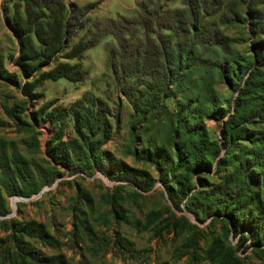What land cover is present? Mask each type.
Masks as SVG:
<instances>
[{
  "label": "rangeland",
  "instance_id": "1",
  "mask_svg": "<svg viewBox=\"0 0 264 264\" xmlns=\"http://www.w3.org/2000/svg\"><path fill=\"white\" fill-rule=\"evenodd\" d=\"M17 1L0 0V56L10 72L19 71L12 60L18 54V41L8 26ZM64 1L83 9L84 14V27L72 42L99 38L85 53L86 79L46 80L37 88L41 96L30 100L0 78V140L7 144L11 185L14 178L29 188L43 186L42 193L29 198L5 194L8 213L0 216V238L4 240L0 242V264H18L8 221L31 219L45 223L54 239L52 244L38 238L24 240L46 255H63L69 264H219L207 253L218 237L246 264H264V248L251 243L248 230L235 232L226 216L202 211L204 198L237 167L252 142L239 140L227 154L223 148L220 156L224 160L216 158L211 171L196 173L205 181L202 188L193 176L198 187L189 199L179 202L180 207L169 195L177 186L175 180L185 174L170 166L177 162L173 145L179 137L172 133L171 124H178V110L186 109L182 118L192 110L188 130L199 127L215 142L223 140L224 125V119L213 116L215 111L220 107L233 111L238 100L250 108L261 104L263 115L245 127L261 133L255 139L264 138V59L256 65L260 76L252 79L249 92L247 88L254 54L264 50V0ZM168 45L171 51L164 49ZM178 52L183 56L180 69L165 72V55ZM168 73L173 77L168 79ZM158 83L166 85L171 96L161 97L143 115L144 107L136 104H145L147 89ZM242 92L248 95L241 96ZM83 98L93 101L97 112L104 111L111 129L100 142L99 135L91 136L72 155L73 166L67 168L49 155V140L59 128L64 140L78 137L74 119L70 115L59 121L35 117L47 102H51L49 111L69 108ZM5 104L21 106L19 123L6 114ZM90 145L96 147L94 151ZM158 146H164L160 150L163 167L144 157L149 148ZM120 160L147 170L151 183L141 188L128 181H111L95 170L102 162ZM17 166L21 177L12 173ZM57 172L61 175L52 182ZM253 190H257L255 185ZM115 200L125 209L126 221L114 215ZM119 239L126 240L124 246L117 245Z\"/></svg>",
  "mask_w": 264,
  "mask_h": 264
},
{
  "label": "trees",
  "instance_id": "2",
  "mask_svg": "<svg viewBox=\"0 0 264 264\" xmlns=\"http://www.w3.org/2000/svg\"><path fill=\"white\" fill-rule=\"evenodd\" d=\"M22 2L24 6L21 4ZM83 15V9H76L64 0H18L15 3L13 14L8 19V26L18 41V54L12 57V60L19 71H8L4 66L2 56H0V78L18 87L22 94L30 100L38 99L41 96L37 88L46 80L65 78L73 82L84 81L88 75L83 62L85 53L98 44L99 38H81L72 42L75 33L84 27ZM262 45H264V41ZM164 49L171 51V46L168 45ZM263 59L264 50L254 54V68L247 81L248 92L250 85L254 83L252 79L260 76L256 65ZM165 63L167 70L165 72H177L183 63L182 53L178 52L173 56L165 55ZM116 66L115 64V71H117ZM137 70H139L138 67ZM168 75V79L173 77L169 73ZM248 92H242L241 96L248 95ZM170 96L171 94L167 93L166 85L154 84L147 89L145 104L139 101V104L136 105L144 107L141 112L145 115L146 112L152 110L157 100ZM246 104V101L238 100L233 106V111L220 107L213 113L214 117L224 119L223 140L215 142H211L205 131L199 127L191 128L192 126H190V130H188L187 122L190 120L192 110H188L183 118L181 115L186 109L183 112L178 110L175 113L178 124L175 127L171 124V129L172 133L179 137L177 143L173 145L176 149L177 162L176 164L172 162L170 166L174 165V168L183 169L185 174L183 179L175 180L177 186L169 191V195L175 205L180 207L179 202L185 198L189 199L192 190H196L198 187L193 181V176L198 178L199 186L202 188L205 181L196 173L211 171L214 159L218 158V162L224 160L220 156L223 148H227V154L231 146L239 143V140L247 139L253 143V147L247 149L240 156L237 167L222 182L212 188L208 197L204 198L206 201L202 203V211L209 215L226 216L235 232L243 230L242 233H244L248 230L247 238L251 243L264 248V138L258 136L255 139V136L261 133L253 132L245 127L246 123L252 122L254 117L257 115L260 117L263 113L261 104L254 108L247 107ZM50 105L51 102L44 104L37 111L35 118L39 120V117L42 116L51 118L52 121H59V119L70 115L74 119V128L78 135L76 138L64 140L63 129L56 130L52 139L49 140L51 147L48 149V153L55 163L71 168L73 166L72 155L78 149H82L84 143L90 141L91 136L99 135L97 142L107 139L109 136L111 123L107 120L106 114L102 115L104 111L97 112L95 110L93 101L88 103L83 98L69 108L54 107L47 111ZM3 107L6 114L19 123L22 119L20 117L21 106L5 104ZM116 117L120 119L118 114ZM97 142L96 146H98ZM95 148L89 146L91 151H94ZM163 149L164 146H158L155 149L149 148L144 157L163 167L165 163L160 151ZM8 155L6 142L0 140V216L8 213L5 206V194H17L29 198L37 194L43 187L41 184L29 188L27 184H17L14 178V183L11 185V166L7 163ZM95 170L104 174L111 181H128L141 188H145L146 184L151 183L147 170L131 167L121 160L114 164L102 162ZM12 173L16 177H21L18 166L12 170ZM56 175H61V172L55 173L50 178L52 182ZM254 185L257 190H253ZM112 205L116 218L126 221L127 216L123 206L116 200ZM7 225V229L13 235L16 259L14 261L18 264H69L63 255H46L43 250L33 248L30 242L24 240L25 237L38 238L44 243L52 244L54 238L45 223L36 219L22 223L9 220ZM3 241L0 238V242ZM125 242L126 240L119 239L116 243L124 246ZM7 253L12 255L9 249H7ZM207 253L211 260L218 261L219 264H246L237 251L231 245H226L220 237L215 238ZM157 264L169 263L163 261Z\"/></svg>",
  "mask_w": 264,
  "mask_h": 264
},
{
  "label": "built area",
  "instance_id": "3",
  "mask_svg": "<svg viewBox=\"0 0 264 264\" xmlns=\"http://www.w3.org/2000/svg\"><path fill=\"white\" fill-rule=\"evenodd\" d=\"M42 190H43V189H42ZM42 192H43V191H42ZM42 192H41V193H42ZM39 193H40V192H39ZM39 193H38V194H39Z\"/></svg>",
  "mask_w": 264,
  "mask_h": 264
},
{
  "label": "water",
  "instance_id": "4",
  "mask_svg": "<svg viewBox=\"0 0 264 264\" xmlns=\"http://www.w3.org/2000/svg\"><path fill=\"white\" fill-rule=\"evenodd\" d=\"M43 190L40 191V193L42 192Z\"/></svg>",
  "mask_w": 264,
  "mask_h": 264
},
{
  "label": "bare ground",
  "instance_id": "5",
  "mask_svg": "<svg viewBox=\"0 0 264 264\" xmlns=\"http://www.w3.org/2000/svg\"><path fill=\"white\" fill-rule=\"evenodd\" d=\"M16 204V203H15Z\"/></svg>",
  "mask_w": 264,
  "mask_h": 264
}]
</instances>
